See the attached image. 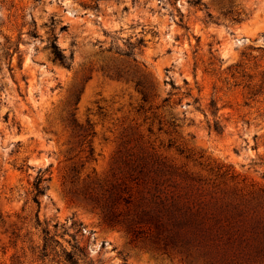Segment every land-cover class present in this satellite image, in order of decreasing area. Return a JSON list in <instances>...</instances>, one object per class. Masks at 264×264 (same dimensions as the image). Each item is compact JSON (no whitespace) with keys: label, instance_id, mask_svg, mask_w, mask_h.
<instances>
[{"label":"rangeland","instance_id":"rangeland-1","mask_svg":"<svg viewBox=\"0 0 264 264\" xmlns=\"http://www.w3.org/2000/svg\"><path fill=\"white\" fill-rule=\"evenodd\" d=\"M0 264H264V0H0Z\"/></svg>","mask_w":264,"mask_h":264},{"label":"trees","instance_id":"trees-1","mask_svg":"<svg viewBox=\"0 0 264 264\" xmlns=\"http://www.w3.org/2000/svg\"><path fill=\"white\" fill-rule=\"evenodd\" d=\"M50 47H51V51L53 54V58L54 60L59 61V63H61L62 65L65 66H69V62H68V58H66V56L62 53V50L60 49V47L58 46V44L56 43V38L53 37L51 42H50ZM71 58V55L69 56V59ZM140 86V83H137ZM142 93V98L143 100H146V97L148 95V93L146 91L143 92V90H141ZM211 109L214 113V111H216V107L214 102H211ZM215 127L217 128L218 126L215 124ZM90 152L92 153L93 150L92 148H90ZM49 179V177H45L43 173L38 174L36 179L33 182V196L32 199L33 201L37 204H39V200L38 197L40 194H42L45 190V186H44V181H47Z\"/></svg>","mask_w":264,"mask_h":264}]
</instances>
